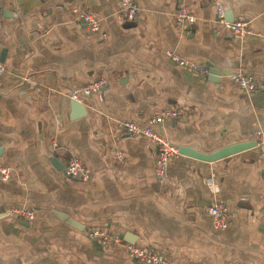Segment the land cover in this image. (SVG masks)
<instances>
[{
	"label": "crops",
	"instance_id": "obj_1",
	"mask_svg": "<svg viewBox=\"0 0 264 264\" xmlns=\"http://www.w3.org/2000/svg\"><path fill=\"white\" fill-rule=\"evenodd\" d=\"M136 1L140 16L130 22L119 0H0V166L12 172L0 179V264H139L127 244L154 248L168 264H264L260 147L213 163L180 155L160 180L156 147L119 126L177 110L181 119L159 130L179 149L210 155L255 143L264 130V0H220L228 21L260 34L243 42L217 22L213 0ZM182 6L195 24H176ZM83 11L100 20L102 38L75 21ZM169 52L216 75L181 67ZM239 73L254 78L256 92L232 81ZM99 79L104 89L81 103L87 115L73 118L72 93ZM70 158L86 167L88 182L66 175ZM216 199L230 209L225 232L211 225ZM15 207L36 219L7 216ZM90 228L124 242L102 245L88 238Z\"/></svg>",
	"mask_w": 264,
	"mask_h": 264
},
{
	"label": "built area",
	"instance_id": "obj_2",
	"mask_svg": "<svg viewBox=\"0 0 264 264\" xmlns=\"http://www.w3.org/2000/svg\"><path fill=\"white\" fill-rule=\"evenodd\" d=\"M119 4L120 13L126 20L134 22L139 19L140 7L136 0H119ZM213 5L216 11L217 22L227 29L235 40L243 42L250 37L260 36V34L257 33L247 21L237 20L229 22L227 19V10L220 0H213ZM1 20L2 9L0 7V22ZM196 20L195 14L188 6H182L175 13L176 24L180 27L193 25L196 23ZM75 21L84 24L86 30L91 35H95L100 38L103 37L100 20L92 13L83 11L76 16ZM167 55L173 63L197 72L204 77H208L211 74L210 70L203 65H197L188 60H184L172 52L167 53ZM5 74L6 68L2 63H0V78ZM232 81L248 94H252L258 89V85L254 78L242 73L232 76ZM106 84L107 81L105 79L94 81L83 87L81 90L72 93L71 100L83 103L85 99L100 93ZM181 117L182 113L180 111L169 110L153 116L146 124H141L135 121H124L119 125L121 129L130 135H143L148 137L151 143L156 147L158 151L156 177L160 180H164L168 177L170 163L173 159L180 156V152L179 148L161 133L159 127L167 121L179 120ZM252 138L255 141L256 146L263 150L264 158V130L256 131L253 133ZM52 146L55 151L59 149V145L56 142H54ZM65 173L68 177L84 183L88 182L91 177L89 171L77 158H70L68 162H66ZM11 177V170L7 167L0 166V179L8 181ZM208 186L212 189L215 187L213 180L208 182ZM208 213L211 219L212 228L215 231L225 232L232 226L230 220V209L224 201L216 199L211 205ZM7 216L26 220L28 222H33L36 219V213L26 207L12 208L9 210ZM87 236L89 239L98 241L102 245H119L124 242L121 236L99 228L88 229ZM126 249L129 257L139 264H168L166 256L154 248L127 244Z\"/></svg>",
	"mask_w": 264,
	"mask_h": 264
},
{
	"label": "water",
	"instance_id": "obj_3",
	"mask_svg": "<svg viewBox=\"0 0 264 264\" xmlns=\"http://www.w3.org/2000/svg\"><path fill=\"white\" fill-rule=\"evenodd\" d=\"M227 17H228V14H227ZM233 21H234V19L229 21V22H233ZM211 74L216 75V71L213 70L211 72ZM71 111H72V117L76 116L77 118H79V117H84L87 115V110H86L85 106L83 104L75 102V101H73L71 103ZM76 117H73V118H76ZM255 147H256V143H243V144H238V145L226 147V148L221 149V150H219L213 154H210V155L202 154V153L196 152L192 149L185 148V147L179 149V152H180V155L188 156V157H191V158L203 161V162L213 163V162L222 160V159L227 158L229 156L238 154L240 152H243L245 150L255 148ZM58 218L61 221L67 222L69 225H71L75 229L82 231L84 228L82 225H80L76 221L70 219L66 215L59 214Z\"/></svg>",
	"mask_w": 264,
	"mask_h": 264
}]
</instances>
